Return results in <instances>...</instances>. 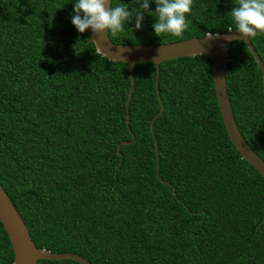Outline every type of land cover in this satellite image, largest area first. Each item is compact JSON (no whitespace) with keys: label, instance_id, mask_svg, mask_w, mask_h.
Instances as JSON below:
<instances>
[{"label":"trees","instance_id":"16d2710c","mask_svg":"<svg viewBox=\"0 0 264 264\" xmlns=\"http://www.w3.org/2000/svg\"><path fill=\"white\" fill-rule=\"evenodd\" d=\"M75 3L0 0V187L35 248L89 264H264V179L227 138L210 62L160 63L157 91L154 65H134L127 127V65L95 52L71 22ZM236 3L193 0L179 37H157L148 13L142 29L133 17L107 36L156 46L222 34L236 30ZM249 41L264 66V34ZM226 60L233 121L264 162L260 71L242 41ZM12 260L0 224V264Z\"/></svg>","mask_w":264,"mask_h":264},{"label":"water","instance_id":"95a60500","mask_svg":"<svg viewBox=\"0 0 264 264\" xmlns=\"http://www.w3.org/2000/svg\"><path fill=\"white\" fill-rule=\"evenodd\" d=\"M89 41L92 43L95 52L101 57L111 62H121L127 65L129 75V91L124 104L125 124L127 127V107L133 90V77L131 71L134 65L139 63H151L154 65L156 71L155 90L157 91L158 65L160 63L181 57L205 56L211 64L215 99L227 138L241 159H243L250 167L253 168L255 172L259 174V176L264 179V162L240 136L231 115L230 105L226 93V47L233 41H242L260 71L261 90L264 94V66L256 51L253 49L249 39L243 38L242 40L241 34H239L236 30H228L219 34L214 39H209L206 35L201 38H190L187 40L156 46H122L112 43L108 39L106 31L103 34H94L90 29ZM161 112L162 107L160 106V110L155 117H157ZM153 119L150 121V131ZM133 139L134 136L131 135V141L121 142L117 146V150L120 145H126L133 142ZM154 150L156 151L155 143ZM155 155L157 158V153H155ZM0 224L11 246L13 253L12 264H36V261L38 260H69L78 264H89L86 260L74 254H56L36 249L29 237L28 231L22 219L1 187Z\"/></svg>","mask_w":264,"mask_h":264},{"label":"clouds","instance_id":"9594fccd","mask_svg":"<svg viewBox=\"0 0 264 264\" xmlns=\"http://www.w3.org/2000/svg\"><path fill=\"white\" fill-rule=\"evenodd\" d=\"M133 2L140 6L136 8L120 3L113 7L112 0H76L71 22L80 33L91 29L94 34H103L106 31L107 34L110 32L116 35L125 30L126 23L133 17L135 30L142 29L144 13H148L156 19L153 28L157 37L164 34L179 37L189 27L186 14L192 10L193 0H154L155 11L149 10V0ZM236 5L229 15L233 18L241 39L253 38L258 33L264 34V0H237ZM216 36L211 32L207 34L209 39Z\"/></svg>","mask_w":264,"mask_h":264}]
</instances>
